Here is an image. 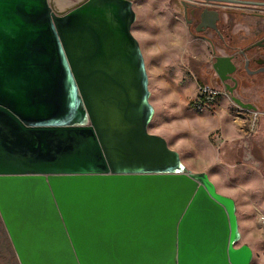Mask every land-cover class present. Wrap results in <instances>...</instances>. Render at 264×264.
Listing matches in <instances>:
<instances>
[{
	"label": "water",
	"instance_id": "water-1",
	"mask_svg": "<svg viewBox=\"0 0 264 264\" xmlns=\"http://www.w3.org/2000/svg\"><path fill=\"white\" fill-rule=\"evenodd\" d=\"M205 13L216 29L218 12ZM133 20L131 0L61 11L0 0V218L18 263L249 264L233 200L147 132ZM237 65L232 55L211 63L231 100L254 110L232 95Z\"/></svg>",
	"mask_w": 264,
	"mask_h": 264
},
{
	"label": "rangeland",
	"instance_id": "rangeland-1",
	"mask_svg": "<svg viewBox=\"0 0 264 264\" xmlns=\"http://www.w3.org/2000/svg\"><path fill=\"white\" fill-rule=\"evenodd\" d=\"M51 1L61 11L79 0ZM182 3L196 5L198 13L214 9L230 22H254V27L264 26V7L202 0H131L134 20L130 26L143 60L148 103L157 102L155 113L151 107L147 132L161 136L185 169L205 174L218 194L233 200L239 236L235 246L247 245L249 264H260L264 256V233L258 221L264 216V74L242 73L244 84L232 94L252 103L254 110L240 107L228 93L214 105L197 104L199 84L211 82L223 88L211 63L214 55L228 54L221 45L228 42V35L220 29L222 40L210 29L198 32L194 25L188 26ZM238 41L239 46L246 43ZM0 264H19L1 218Z\"/></svg>",
	"mask_w": 264,
	"mask_h": 264
},
{
	"label": "flooded vegetation",
	"instance_id": "flooded-vegetation-1",
	"mask_svg": "<svg viewBox=\"0 0 264 264\" xmlns=\"http://www.w3.org/2000/svg\"><path fill=\"white\" fill-rule=\"evenodd\" d=\"M182 6L184 8V16L185 20L188 24V26L194 25V28L196 31L206 30V29H213L209 27L208 22L204 17L206 16L205 8L202 9L200 13H198V7L196 5H186L185 3H182ZM189 8V10H188ZM211 9V8H207ZM214 10V9H213ZM189 11V13L187 12ZM230 12V11H229ZM189 15V17H188ZM220 19L215 23L216 29H213L214 31L218 32L223 40V35L220 32L219 25H220ZM261 39V38H260ZM223 48L227 49L229 52L228 55H232L235 57L237 62V69L235 73L233 74V78L235 79V82L230 81V87L234 86L235 89L233 91H237L239 87L243 86L244 81L241 79V74L246 73L243 65L245 60H249L248 67L250 70L254 71L255 73L249 74L251 76L261 75L264 74V52H260L259 49H264V47H252L247 49V46H244L243 48L239 49L236 52H231L230 48H233L235 45L233 38H228V42L222 41Z\"/></svg>",
	"mask_w": 264,
	"mask_h": 264
},
{
	"label": "crops",
	"instance_id": "crops-1",
	"mask_svg": "<svg viewBox=\"0 0 264 264\" xmlns=\"http://www.w3.org/2000/svg\"><path fill=\"white\" fill-rule=\"evenodd\" d=\"M246 1H264V0H246ZM227 12L229 13V11ZM219 19H221L219 29L224 30V33L228 35V38H233L235 41L236 45L233 48H230L231 52H236L239 49L243 48L244 46H247L259 40L260 38L264 37V26L261 27V26L256 25L254 27L255 25L254 22H247V23H242L239 21L230 22L229 20H227V15H224L222 17L219 16ZM211 30L217 35L218 39H222L218 32L214 31L213 29ZM222 37L224 38V36ZM238 40H240L241 42L246 41V43L242 46H239ZM222 44L223 42L221 43V45ZM259 51L264 52V49L261 48L259 49ZM220 55H228V54L223 53ZM228 84L230 85V82H228ZM238 91L239 89L233 92L237 93ZM149 96H150V91H149ZM156 103L157 102H154V104L153 103L151 104V107L154 113L156 110ZM247 104H249V106L251 107H254L252 103H247ZM249 109H252V108H249Z\"/></svg>",
	"mask_w": 264,
	"mask_h": 264
},
{
	"label": "built area",
	"instance_id": "built-area-1",
	"mask_svg": "<svg viewBox=\"0 0 264 264\" xmlns=\"http://www.w3.org/2000/svg\"><path fill=\"white\" fill-rule=\"evenodd\" d=\"M226 93L224 88L220 89L211 82H203L196 87L195 99L199 105L211 106L214 105L222 95H226ZM258 221L264 233V216H260Z\"/></svg>",
	"mask_w": 264,
	"mask_h": 264
},
{
	"label": "clouds",
	"instance_id": "clouds-1",
	"mask_svg": "<svg viewBox=\"0 0 264 264\" xmlns=\"http://www.w3.org/2000/svg\"><path fill=\"white\" fill-rule=\"evenodd\" d=\"M260 264H264V256L261 257Z\"/></svg>",
	"mask_w": 264,
	"mask_h": 264
},
{
	"label": "bare ground",
	"instance_id": "bare-ground-1",
	"mask_svg": "<svg viewBox=\"0 0 264 264\" xmlns=\"http://www.w3.org/2000/svg\"><path fill=\"white\" fill-rule=\"evenodd\" d=\"M151 116H152V115H151ZM151 116H150V117H151Z\"/></svg>",
	"mask_w": 264,
	"mask_h": 264
}]
</instances>
